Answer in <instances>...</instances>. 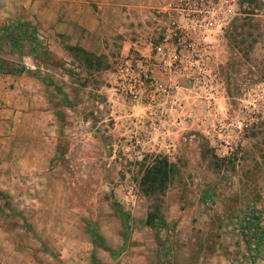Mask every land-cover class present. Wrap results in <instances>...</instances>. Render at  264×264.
<instances>
[{
  "label": "rangeland",
  "instance_id": "1",
  "mask_svg": "<svg viewBox=\"0 0 264 264\" xmlns=\"http://www.w3.org/2000/svg\"><path fill=\"white\" fill-rule=\"evenodd\" d=\"M236 1L228 23L195 47L192 77L176 75L166 52L189 40L191 17L169 7L150 9L130 22L127 39L94 51L49 39L24 13L22 21L5 16L0 109L18 95H47L52 146L49 181L38 195L30 177H0V221L27 225L13 212L38 197L58 221L90 232L97 224L126 238L123 264L132 258L133 228L146 230L143 243L133 240L146 264H238L246 257L245 208L264 220V0ZM82 241L89 253L87 236Z\"/></svg>",
  "mask_w": 264,
  "mask_h": 264
},
{
  "label": "crops",
  "instance_id": "2",
  "mask_svg": "<svg viewBox=\"0 0 264 264\" xmlns=\"http://www.w3.org/2000/svg\"><path fill=\"white\" fill-rule=\"evenodd\" d=\"M173 1L0 0V22L5 16L22 21L20 14L24 13L49 39H61L67 45L94 51L115 37L127 39L131 35L127 33L131 30V21L146 18L150 9L165 7ZM123 43L130 46L132 42L124 40ZM31 81L41 83L36 78ZM48 104V96L40 92L30 97L9 98L0 109V177H30V182L39 184L37 195L42 191L39 187L45 186L50 177L47 171L49 147L46 146L52 144L46 134L47 118L52 110L48 109ZM7 152L10 160H7ZM4 210L0 208V215L5 214ZM13 213L23 215L27 225L14 224L13 227L12 223L0 221V264H123L122 258L130 253L126 238L104 233L97 224L95 231L90 232L82 223L78 229L76 222L58 221L53 207L40 203L38 197L28 208L16 209ZM262 223L264 228V220ZM139 230L133 228L130 232L133 249L127 264H146V258L137 254L139 251L133 244L138 237L144 242L146 230ZM23 232L28 236L24 237L25 242L21 238ZM86 236L92 246L89 253L82 250L85 241L79 242ZM138 248L145 246L141 244ZM252 264H264V242Z\"/></svg>",
  "mask_w": 264,
  "mask_h": 264
},
{
  "label": "built area",
  "instance_id": "3",
  "mask_svg": "<svg viewBox=\"0 0 264 264\" xmlns=\"http://www.w3.org/2000/svg\"><path fill=\"white\" fill-rule=\"evenodd\" d=\"M236 0H175L165 7L176 11L179 15L190 18L193 24V31L188 41H180L175 47L166 49L168 59L175 63V74L182 73L193 76L192 71L188 70L187 64L197 62L199 59L196 46L203 37L214 35L218 30L224 27L231 16L236 14ZM157 52H163V45H156ZM258 223L261 225L262 220L260 213L258 214ZM262 232V231H261ZM246 240L248 252L246 257L240 260L238 264H252L251 258L256 254L258 247L264 242V231L259 237V245L255 246V239L248 235L243 236Z\"/></svg>",
  "mask_w": 264,
  "mask_h": 264
},
{
  "label": "trees",
  "instance_id": "4",
  "mask_svg": "<svg viewBox=\"0 0 264 264\" xmlns=\"http://www.w3.org/2000/svg\"><path fill=\"white\" fill-rule=\"evenodd\" d=\"M8 69V68H7ZM6 69V70H7ZM9 71L11 68L8 69ZM7 70V71H8ZM159 171L162 174V177H157L158 183L161 184L162 181L165 179V167H158ZM155 177L151 178V181L149 183H156ZM258 214L259 211L253 207L245 208L243 215H242V226L241 231L243 232V235H248L255 241V246L259 245V237L263 232L262 226L258 223ZM145 224H150L151 219L146 216V219L144 220ZM262 231V232H261Z\"/></svg>",
  "mask_w": 264,
  "mask_h": 264
}]
</instances>
